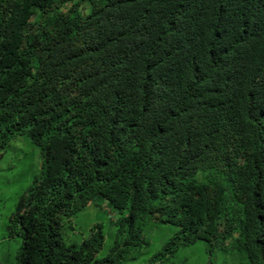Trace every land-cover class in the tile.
<instances>
[{
	"label": "trees",
	"instance_id": "16d2710c",
	"mask_svg": "<svg viewBox=\"0 0 264 264\" xmlns=\"http://www.w3.org/2000/svg\"><path fill=\"white\" fill-rule=\"evenodd\" d=\"M21 135L15 264H124L148 223L175 229L151 263L200 242L264 264V0H0V150ZM94 200L120 214L101 258L99 226L59 233Z\"/></svg>",
	"mask_w": 264,
	"mask_h": 264
},
{
	"label": "rangeland",
	"instance_id": "374dc122",
	"mask_svg": "<svg viewBox=\"0 0 264 264\" xmlns=\"http://www.w3.org/2000/svg\"><path fill=\"white\" fill-rule=\"evenodd\" d=\"M88 11V3L79 6L80 14ZM41 159L38 150L25 135L17 136L0 150V264H15L20 247V238L6 230L9 217L14 213L15 204L32 185L40 172ZM120 214L103 201H92L64 220L59 228L65 245L79 246L92 229L100 227L103 243L97 258L106 255L116 234V220ZM175 229L167 225L148 223L144 236L149 242L147 249L131 254L124 264H157L150 257L168 240ZM223 248V249H222ZM165 264H246V259L231 250L228 243L214 249L208 255L200 242L179 248Z\"/></svg>",
	"mask_w": 264,
	"mask_h": 264
}]
</instances>
